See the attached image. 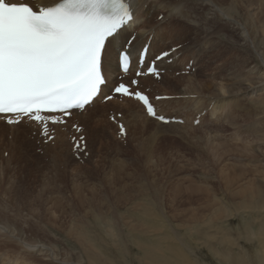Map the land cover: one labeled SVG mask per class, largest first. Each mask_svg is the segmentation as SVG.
Segmentation results:
<instances>
[{
	"label": "rangeland",
	"instance_id": "obj_1",
	"mask_svg": "<svg viewBox=\"0 0 264 264\" xmlns=\"http://www.w3.org/2000/svg\"><path fill=\"white\" fill-rule=\"evenodd\" d=\"M237 12V17L242 22L255 28L257 48L261 53L264 50V41L261 40V34L264 33V0H239ZM157 13L158 11L154 16ZM227 17L233 24L237 23L236 19ZM253 20L258 25H254ZM241 28L242 26L234 28V31L226 28L224 32L227 36L220 37L225 43V51L229 46L238 44L236 48L239 50L238 54H241V71L238 70L241 73L240 79L243 88L250 87L251 90L240 95L239 111H233L227 105L226 110L217 115H212L209 111L207 118L202 117L204 121L197 124L194 123L196 118L191 117L199 114L196 102L182 101L183 104H180L181 101H178L181 98L177 95L170 103L159 102L160 110L164 113L159 111L166 115H185L186 123L159 125L157 121L148 118L147 124L143 125L134 124L135 121L128 117L127 112V116H124L121 108H118L124 106L127 99H123V103L111 101L97 104L85 115L86 123H81L87 135L88 152L80 158L74 155L70 137H65L75 135V131L67 125L64 128L57 126V135L49 144L32 138V126L21 125L19 129L7 124L0 125V173L2 179L5 177L3 183L6 186H10L9 179L14 183L17 191L15 201L19 207L23 208L24 193L37 197L42 189L45 191L48 237L46 240L40 237L35 240L37 246L47 245L44 247L50 256L37 254V257L54 264H65L61 261L64 259L70 261L66 264H76L82 257L85 260L83 264H89L87 254L91 250L88 248H92L96 252L99 250L105 253L116 264H146L148 260L137 241H152L159 233L148 226L153 221L156 223V218L140 214L145 202L149 201L151 208L155 204L156 210L161 214L167 225L166 232L171 233L172 238L183 240L179 244L187 246L185 252L190 260L196 253L199 258L194 262L222 264L206 246L199 245L193 250L188 246L195 247L197 242L208 241L210 235L212 245H232L228 240L236 242L235 245H239L240 250H236L233 255H242L248 264H260L258 257L261 247L257 234L247 233L244 226L246 222H250L257 233L264 213L252 216L239 213L226 218L228 213L225 204L204 208V198L210 204L214 199L227 202L230 191L249 186L251 179L256 183L257 194L262 191L264 197V67L260 53L245 43ZM232 33L238 37L236 40L235 37L232 38ZM228 38L230 41H227ZM247 60L249 66L246 67ZM206 61L207 59L203 63ZM224 62L222 60L218 64ZM184 70L175 76L193 75ZM228 72L233 73L230 70ZM141 79L144 81L145 77ZM143 81L141 87L153 97L173 91L174 88L165 85L162 80L151 79L148 85ZM205 81L216 87L221 80L200 76L195 82L204 84ZM184 83L186 82H179L180 89H186ZM227 95L224 94L225 97ZM196 96L192 99L195 100ZM207 106L209 104L206 109ZM211 107L213 106L208 108ZM119 114L122 117L118 118L117 123L110 121L111 116ZM217 116L223 119L215 129L213 126L217 123ZM227 116L229 118L226 119ZM230 119L235 120L238 126H233ZM121 122L128 129L126 140L119 136L118 124ZM41 140L44 141V138ZM234 163L238 165L239 172L234 170ZM6 167L9 177L3 176ZM235 173L240 175V179L231 183ZM227 207L233 210L232 205ZM108 221L115 226L118 238L107 233ZM210 221V226L199 229L201 231L198 236H193L186 230L187 226H191L196 232L201 223ZM214 224L216 225L212 226ZM81 231L88 232L90 239L81 238ZM28 234L31 235V232ZM172 238L166 242L173 243ZM18 249L19 252L25 251L24 246ZM54 251L59 253V259L54 257Z\"/></svg>",
	"mask_w": 264,
	"mask_h": 264
},
{
	"label": "snow or ice",
	"instance_id": "obj_2",
	"mask_svg": "<svg viewBox=\"0 0 264 264\" xmlns=\"http://www.w3.org/2000/svg\"><path fill=\"white\" fill-rule=\"evenodd\" d=\"M153 9L160 10L154 20L142 15L137 0H48L39 5L0 0V119L11 126H39L47 142L53 139L50 124H64L74 112L93 108L98 99L119 96L138 102L148 118L162 125L182 123L158 112L140 88L139 77L160 79L157 62L182 52L185 40L202 33L226 37L225 27L234 31L227 12L236 13L237 6L232 0H155ZM137 41L140 54L133 58ZM152 42L164 47L147 65ZM140 64H146L147 71L138 69L126 80ZM112 72L116 80L104 92ZM163 99L168 97H155ZM119 136H128L122 122ZM73 151L77 158L87 154L83 134L73 138Z\"/></svg>",
	"mask_w": 264,
	"mask_h": 264
},
{
	"label": "bare ground",
	"instance_id": "obj_3",
	"mask_svg": "<svg viewBox=\"0 0 264 264\" xmlns=\"http://www.w3.org/2000/svg\"><path fill=\"white\" fill-rule=\"evenodd\" d=\"M32 1L33 0H31V2ZM37 2L46 3L48 2V0H37ZM154 2L155 0H137V4L139 8L142 10V15L148 16L153 20L155 19L154 14L157 11L159 12V9H153ZM232 2L237 6V10H238L239 0H232ZM145 4L148 5L146 8L143 7ZM237 13L238 12L233 13L229 11L227 12V16H229L232 19H236L237 23L234 22L233 24V27L235 29L238 28L239 26L240 27L242 26L241 33L248 47L252 46L256 52H259L260 49L257 48V39H256L257 34L255 28L251 25L249 26L248 23L246 24L242 22L240 18L237 17ZM253 24L258 25L257 21L255 20H253ZM236 25L238 27H236ZM169 27L170 26L167 25L165 26L166 29ZM226 28L227 27H225L224 29ZM163 35L167 37L169 35L168 31H165ZM236 37L237 36L233 34L232 38L234 40L238 38ZM261 38H262L261 40L264 41V33L261 34ZM227 41H230V39ZM184 43L186 44V47L182 52L174 53L170 56L173 57L172 64H167L166 60L162 61V66L166 70V74L162 76L161 80L164 82L165 85L174 87L173 91L170 90L166 92L165 95L174 96V98H176L177 95H179L178 98L181 99L180 100L178 99L179 100L178 103L181 101L180 104H183L182 101L188 103L192 101L196 102L195 104L198 105L197 110L199 113L206 110L207 104L213 106L211 107L212 115H217L221 112H224L226 110L225 107L227 105H230L233 108V111L234 109L239 111V107L241 105L240 95H242V93L247 94L251 90H249L250 87L243 88L240 79L241 73L238 70L241 69V54H238L239 50L236 48L238 44L232 47L229 46V48L231 47V49L227 47L228 49L227 51H225L224 49L225 43L222 41V39H220V37L218 39V36L213 35L211 33L208 35L202 33L201 35L195 37V39L190 38L188 40H185ZM140 47H141V42L137 41L132 48L135 56H137ZM163 47L164 46L158 42H152L150 49V56L153 57L157 53L161 52V48ZM228 53H231V56H228ZM260 55L262 58L261 61L263 63L262 65L264 67V50L263 51L261 50ZM226 56L230 58H227ZM206 59H207L206 63H203ZM191 60H194V64L192 68H197L196 72H194L192 76L187 77L184 75L178 77L174 75L176 71L182 69L183 65L185 66L188 65ZM222 60L225 62L221 65L218 64V62ZM248 62L249 60L246 61V67L249 66ZM228 66L229 68H227ZM229 70L233 71V73L231 72L230 74H228ZM213 71L214 74L212 73ZM255 71L256 69L254 68L253 72ZM258 72L259 71H257V73ZM115 76H116L115 72L110 73L109 84L105 88L106 90H109L114 85ZM200 76H204V77L211 76V78H214V80L219 79L221 81L216 85V87L215 85L209 84L210 82L208 81H205L204 84H199L200 83L199 81H198L199 83L195 81H197L198 77ZM151 79H153V77L145 76L144 81L148 85ZM141 81H143V79H141ZM179 82L181 83L186 82L183 84L186 87V89L184 88H183L184 90L180 89ZM198 93L201 94V96H196L198 95ZM224 94H228L227 97H225ZM194 96H196L195 100L192 99ZM198 98L200 99L197 100ZM97 102L98 100L96 101V103ZM118 108L119 109L121 108L124 114L127 112L126 114L128 115V117L130 116L132 120L135 121L134 124L143 123V125H146L147 124L146 122L149 121L148 117L146 116V113L142 109V106L134 100L130 101L127 99L124 106L122 107L119 106ZM115 112H117V110ZM188 113H190V110L188 111ZM126 114L124 116H127ZM229 116H227L226 119L229 118ZM73 117H77L78 120L83 121L82 124H84V122L86 123L85 120H87V117H85V115L83 116V113L75 112ZM217 117H218L217 123L215 124V126H213L215 127V129L218 127L220 121L222 122L223 119V117H219V116ZM231 119H230V123L233 126H238V123H236L235 120L232 121ZM157 124L160 125L159 122ZM0 125H6V124L0 120ZM15 127L20 129V126H15ZM236 129L237 127L235 128V130ZM236 133L238 134V131H236ZM233 168L234 170H237V172H239L238 169L239 167L237 164L234 163ZM5 170L3 171L5 172V175L3 176L9 177V170L8 169H7L8 171ZM235 176L233 180H231V183L235 182V179L237 181L240 179V175L238 173H235ZM3 179H5V177ZM3 179H2V173H0V264H54L50 261L44 262L39 257H37V254L38 256L41 255L44 257L48 255L50 256V253L48 254L49 251H47V248H45L47 245L43 243L45 247L37 246L38 244L36 245V240H35L36 238L39 237L41 239L46 240V238L48 237V232L46 231V223H48V210L45 205L47 202V199L45 197V191L42 189V192H40L39 196L37 197H34L33 194H29L27 192L26 194L24 193L23 202L25 207L23 205V208H20L18 203L15 201V194H17V191L14 186V183L12 182L11 179H9L8 181H10V186H6V184L3 183L4 182ZM248 183L249 186L247 185V187H244L241 190L230 191L229 192L230 195L229 196L227 195L229 198H226L227 202H224L223 199H218V200L214 199V201H212V203L210 204V202L204 198L206 202L204 201L203 202L206 203V205H204L206 207L204 206L203 207L205 209L206 208L210 209L211 206H218V205L222 206L223 204H225L226 205L225 209L226 212L228 213L225 215L226 218H230L235 215L237 216V214L239 213L250 214L251 216L253 214L255 215L256 213H264V197L262 191L258 192L257 194V191H255L256 183L254 182L253 179H251ZM201 197L199 198L200 201L202 199ZM215 203L217 204L213 205ZM228 205H232L233 210L229 209L227 207ZM5 207H7L8 209L7 211L4 210ZM222 210L224 211L223 207ZM24 212H26V214H24ZM140 214L141 216L156 218V223L153 221L149 223L148 226L159 231V233L155 236L156 238L153 239L152 241H137L138 247L141 249L142 253L145 255V257L148 260V263L146 264H206L205 262L204 263L194 262L196 259L199 258L198 254L196 253L192 255V252H190L193 257L192 260H190L189 255L185 252L187 246L184 247L179 244L183 240H179L176 237L172 238V234L166 232L167 225L162 220L161 214L156 210L155 204H153V209H152L150 206V202L146 201L143 206L142 212ZM197 221L198 220H194V222ZM211 222L212 221L208 223L207 222L201 223L200 228H198L196 232L193 231L194 228L192 229L191 226H187L186 230L192 233L193 236H198L201 231L199 229L207 228L208 226H210ZM23 223H27L28 227L26 228L22 227ZM215 225L216 224L212 226ZM244 228L245 231L249 234L252 235L257 234L258 237L257 240L259 241L261 247V251L259 252L260 255L258 257V262H260V264H264V219H262L261 226L257 233H255L254 230L252 229L250 222H246ZM87 230L91 232L89 229ZM106 231L109 234V236L118 238V234L115 231V226L109 221H108V228ZM30 232L31 235L28 234ZM80 236L81 238L83 237L87 240H89L91 237L89 233L85 231L83 233L81 231ZM171 238L173 243H167L166 241ZM228 242L232 245L218 244L214 246L211 244L212 242L210 241V235H209L208 241L202 240L200 243L197 242L196 244L198 245H196L195 247L192 245H188V246L191 247L192 250L199 245L206 246L207 250L210 251L213 254V256L216 259H218L222 264H248L246 263L242 255L241 257L233 255V253L236 250L238 249L240 250V246L235 245L237 244L236 242H232L230 240H228ZM18 244L21 246H19ZM18 246L19 247L24 246L25 251L19 252ZM217 246H219L221 249H219ZM88 250H91V252L87 254L88 257L87 261L89 264H116L114 259H111L101 251L98 250L96 252L92 248H88ZM53 255L56 259H59L58 252L54 251ZM61 261L65 264L70 263V261H68L67 259ZM83 261L85 260L81 257L76 264H83Z\"/></svg>",
	"mask_w": 264,
	"mask_h": 264
}]
</instances>
